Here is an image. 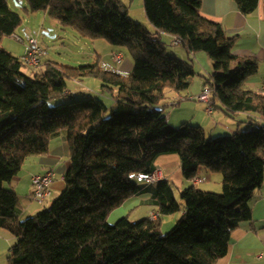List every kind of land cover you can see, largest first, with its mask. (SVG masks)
Returning <instances> with one entry per match:
<instances>
[{"label": "trees", "instance_id": "trees-1", "mask_svg": "<svg viewBox=\"0 0 264 264\" xmlns=\"http://www.w3.org/2000/svg\"><path fill=\"white\" fill-rule=\"evenodd\" d=\"M25 1L31 11H46L84 38L127 48L135 63L122 73L100 58L78 66L46 59L45 71L30 76L25 66H36L0 47V226L17 238L9 264H215L226 256L232 232L252 218L250 201L264 181V123L250 121L247 129L217 139L201 125H171L165 113L169 93L187 90L195 68L192 57L169 54L161 37L178 35L189 52L208 53L213 73L206 83L214 80L229 114L264 118V92L246 86L259 71L258 60L234 53L235 37L203 13V0H144L155 31L131 18L119 0ZM236 2L250 15L259 0ZM21 21L9 1L0 0V38L16 32ZM90 77L101 82L112 105L102 97L74 96L69 80ZM60 131L70 144L64 189L50 208L20 221L19 195L5 185L30 157L47 154ZM169 153L179 156L184 181L192 182L201 169L221 174L222 192L162 179L152 197L156 219L125 215L109 222L115 209L142 191L134 174L152 173L156 159ZM178 212L164 233L163 216Z\"/></svg>", "mask_w": 264, "mask_h": 264}, {"label": "crops", "instance_id": "crops-1", "mask_svg": "<svg viewBox=\"0 0 264 264\" xmlns=\"http://www.w3.org/2000/svg\"><path fill=\"white\" fill-rule=\"evenodd\" d=\"M203 13L217 21H219L228 36L235 37L234 53L243 57H253L259 62L260 68L257 74L250 77L246 81V86L255 90H259L264 86V0H259L256 11L250 15L243 14L238 7L236 0H203L202 1ZM156 28L154 27V31ZM170 37L172 35L163 33L161 37ZM173 40L171 41V43ZM175 53L180 58L184 59L195 57L194 68L195 74L190 78V86L186 90L189 96L197 97L203 91L206 84L205 76H210L213 73L212 62L210 56L206 52L200 51L191 53L188 51L186 45L183 49L173 48ZM121 52L114 51L110 55V61L113 66L123 64L113 60V54ZM123 54V52H121ZM124 57V54H123ZM103 60V59H102ZM106 61V60H105ZM199 67L196 66V62ZM107 62V61H106ZM124 72L131 71L129 67L122 69ZM200 70V71H199ZM205 74V75H204ZM86 80V79H85ZM85 80H73L74 84L83 87L87 86ZM93 86V85H92ZM71 90L72 87L70 88ZM97 90V89H96ZM74 91V90H73ZM101 93H98V95ZM178 96L176 92L171 91L168 100L174 99ZM109 100L114 103L113 99ZM197 104L186 103L180 108H189L187 113L178 115V110L175 108L169 109L166 113L167 118L171 125L178 126L179 122L194 121L197 125H201L204 130L210 126V136L217 133L218 137H225L232 135L238 129H247L251 126L250 121L264 123V118L248 112H235L229 114L224 110V105L220 98L211 93L210 101L198 100ZM181 103V102H180ZM180 103L178 105H180ZM209 103L212 106V111H208ZM175 105V106H178ZM198 116L201 118L197 120ZM183 120V121H182ZM192 120V121H191ZM197 120V121H196ZM207 126V127H206ZM28 170H21V172L12 179L6 188L15 191L20 198V212L19 219L24 216H31L38 212L40 205L33 198V182L32 177L35 174H44L49 170H53L54 179L50 185L51 193L47 198H50L55 191H60L65 185L64 176L70 166V144L65 131L52 136L50 140V150L47 154L32 156L27 161ZM25 167V166H24ZM25 169V168H24ZM156 169H158L169 181L175 186L184 187L185 181L183 179L182 164L179 156L175 153L162 154L156 159ZM202 170V169H201ZM200 170V171H201ZM204 171V170H203ZM204 172L210 181L213 180V174L207 170ZM198 177L201 184L203 175ZM142 191L128 199L120 208L114 210L111 214H116V217H123L128 215L132 210L139 208L144 203H152L153 200L147 201L142 198V193L146 191L153 192L155 189L154 183L142 182ZM252 209V218L244 220L240 223L231 235L229 251L226 256L218 259L215 264H264V181L262 185L255 191L254 196L250 201ZM154 210V209H153ZM153 210H150L149 215ZM123 215V216H122ZM114 220V219H109ZM16 237L7 229L0 226V264H9L8 257L11 253V246L15 243Z\"/></svg>", "mask_w": 264, "mask_h": 264}, {"label": "rangeland", "instance_id": "rangeland-1", "mask_svg": "<svg viewBox=\"0 0 264 264\" xmlns=\"http://www.w3.org/2000/svg\"><path fill=\"white\" fill-rule=\"evenodd\" d=\"M8 1H9L10 6H12V8L15 11L19 12L21 19H22L20 25L16 29V32L20 34L21 36H25L26 33L32 34L33 37L38 40L39 45L46 51L42 58L43 62L41 63L40 66L38 67L37 66L36 67L25 66L24 71L28 75L34 76L35 74L43 73L45 71L44 62L46 59L57 60L61 63H64L66 65H71V66L95 63L99 58L101 59L102 63H104L106 61L107 62L110 61V55L114 51H121L124 54V57L122 60L123 64L120 65V67L122 66V69H125L126 67H129L130 70L133 69L135 61L127 48L114 46L104 38H98L95 40L84 38L74 28L70 26H65L62 23H60L58 20L52 19L46 11L44 10L31 11L28 8L29 5L25 0L23 1L22 4L16 0H8ZM119 1L123 5H126L128 7L129 16L131 18L143 24L149 30L154 31V25L149 20L146 14V11H145L144 0H119ZM172 40L173 38L171 39L170 37H164V42L166 43L167 52L171 55L179 57V55L175 53L173 48L177 47V49L179 48L183 49L185 48V44L183 43L175 44L173 42L171 43ZM0 47L6 49L7 51H10L11 53L17 56H22L25 51L24 43L16 40L11 35H3L0 38ZM205 54H208V53H205ZM186 59L189 60L187 56L186 58H184V60ZM192 59L196 60L195 57L194 58L192 57ZM210 62H212V66H213V59L211 57H210ZM108 63L111 64V62H108ZM195 63H196V66L199 67V64L197 63V61ZM120 67L118 66V68ZM85 84L87 86H83L80 88V86L78 85L76 86L74 84V81L72 79L69 80L70 87H72V89L75 91V94H74L75 97H78V98L90 97V96L91 97H102L108 105H111L112 102L109 100L110 98L109 95L102 94L100 92L101 82L98 79L94 77H90L85 80ZM98 93H101L99 94L100 96L98 95ZM181 96H185L187 98L182 100L180 105L178 106L166 105L165 113H168L169 109L175 108L176 110H178L177 112H178V115L180 116L184 113H187V111L190 110L189 109L190 107L183 108L180 110V108L183 107L186 103L197 104L199 102L197 98L188 99L189 94L186 90L181 93ZM181 96L178 95L176 98L181 97ZM68 99L69 97L65 96V97L56 98L52 100L51 102L52 104H57L61 101L68 100ZM171 100L172 99H170V101ZM201 118L204 119V117L202 116ZM201 118L198 116L197 120ZM179 123L181 124L183 122H179ZM193 123H197V122L194 121ZM205 133H206V136L209 138H215V139L221 138L217 136L218 135L217 133L210 136V126L206 128ZM24 166H23V170L25 171L28 170L29 166L27 162L24 164ZM204 172H206L205 169H202L200 171V174L203 175V180L201 184H197L198 187L203 190L215 191L219 193L222 192L223 190L222 175L218 173L210 174L213 176V180L210 181L208 179V176H206ZM189 183H193V181L192 182L187 181V180L185 181V185H188ZM6 184H9V183H6ZM63 189L64 187L60 191L54 190V194L50 198H47L45 203L40 205L41 210H39L38 212H35L31 216H24L23 218L19 220L25 221L26 219L36 215L40 211L50 208L53 204L54 199L61 194ZM175 192H176V199L178 200L179 203L183 204V200L180 197L179 189L176 187H175ZM152 197H153V192L151 191H146L142 193V198L146 199L147 201L151 200ZM154 208H155V205L148 202V203L142 204L139 208L132 210V212L126 215L131 220L138 221L140 219H143L144 217H149V215L147 214L149 213L150 210H153ZM111 214L108 218V221L111 223L121 218V216L114 218L116 217V214H113V215ZM180 215H181V212L164 215L163 224L161 227L162 231L164 233H168L171 230V228L175 225ZM110 217L111 219H114V220L110 221L109 220Z\"/></svg>", "mask_w": 264, "mask_h": 264}, {"label": "built area", "instance_id": "built-area-1", "mask_svg": "<svg viewBox=\"0 0 264 264\" xmlns=\"http://www.w3.org/2000/svg\"><path fill=\"white\" fill-rule=\"evenodd\" d=\"M11 36L16 40L23 42L25 45L24 54L21 56L22 60L30 65L38 66L40 64V55L43 54L44 52V49L39 45L38 40L34 38L33 35L30 33H26L25 36H21L17 32H13ZM172 38H173V43L175 44H181L184 42L183 39L178 35H173ZM113 60L115 62H121L123 60V54L121 52L114 53ZM104 66L112 71L125 73L114 66L108 65L107 63H104ZM259 91L264 92V86L261 87ZM215 92H216V86L213 80L212 83H206L204 85L203 91L200 95H198L197 97L188 96V99L197 98L198 100L210 101L211 93H215ZM186 98L187 97L185 96H181L172 99L171 101L168 102V105H173V106L178 105L182 100ZM207 110L209 112L212 111V106L210 103ZM53 177H54L53 170H49L44 174L33 175L32 182H33L34 200H36L39 203H43L47 199V197L51 193L50 185L53 181ZM134 177H136L139 181L149 182V183H154L162 179H167L158 169H155L152 173L134 174ZM199 181H200L199 177H195L193 180L194 184H197ZM158 215L159 212L154 211L151 213L150 218L156 219Z\"/></svg>", "mask_w": 264, "mask_h": 264}, {"label": "bare ground", "instance_id": "bare-ground-1", "mask_svg": "<svg viewBox=\"0 0 264 264\" xmlns=\"http://www.w3.org/2000/svg\"><path fill=\"white\" fill-rule=\"evenodd\" d=\"M143 182V181H142Z\"/></svg>", "mask_w": 264, "mask_h": 264}]
</instances>
